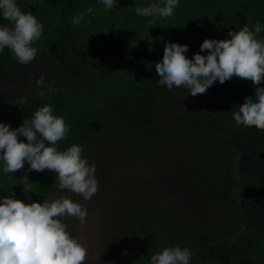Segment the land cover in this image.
Instances as JSON below:
<instances>
[{
	"label": "trees",
	"instance_id": "1",
	"mask_svg": "<svg viewBox=\"0 0 264 264\" xmlns=\"http://www.w3.org/2000/svg\"><path fill=\"white\" fill-rule=\"evenodd\" d=\"M16 3L43 24L41 37L32 45L37 49L34 60L36 69L45 74L44 84L53 88L54 94L47 87H38L37 80L24 89L14 87L0 104V123L19 127L36 109L50 104L70 129L58 142L60 150L72 144L83 147L88 137L110 125H124L128 143L138 145L140 135L163 131L161 119L156 117L163 102L205 98L211 107L187 113L178 124V136L199 143L208 157L200 164L201 175L196 180L203 193L222 206L221 226L187 228L165 219L155 226L152 219L138 216L143 212H135L131 222L135 241L139 235L138 262L150 264L154 253L179 246L190 250V264H264V130L237 125L233 118L246 98L255 101V86L233 76L192 96L184 86L171 90L159 86L155 72L166 42L195 45L204 39L230 38L229 31H238L245 24L250 29L257 22L264 25V0H179L174 14L167 18L135 12L136 7L152 3L163 6L164 0H116L111 11H105L99 0ZM89 7L93 12L85 13L84 21L74 26L72 18ZM0 24L9 22L0 16ZM257 39L264 40V31ZM29 66L18 63L5 47L0 51V86L26 75ZM40 91L45 92L44 97L39 96ZM22 98L26 99L23 105ZM18 139L26 142L23 136ZM29 167L25 162L23 169L5 174L0 162V197L14 195L40 202L56 193L58 198L69 195L59 188L53 171H28ZM28 183L32 192L26 193L23 186ZM146 212L152 215L149 209Z\"/></svg>",
	"mask_w": 264,
	"mask_h": 264
},
{
	"label": "clouds",
	"instance_id": "2",
	"mask_svg": "<svg viewBox=\"0 0 264 264\" xmlns=\"http://www.w3.org/2000/svg\"><path fill=\"white\" fill-rule=\"evenodd\" d=\"M105 11L114 10L116 0H99ZM179 0H164L163 6L152 3L147 7H136L137 15L167 18L174 14ZM91 7L72 18L78 26L84 21L85 13H92ZM0 16L11 24H0V51L11 50L22 65L32 62L37 49L32 45L41 37L43 24L31 12H23L16 0H0ZM264 31V25L257 22L252 29L245 24L238 31H229L226 39H204L200 52L189 59L185 53L186 44L166 42L162 59L155 64L159 77L157 84L169 90L187 87L192 96L204 94L219 81L223 84L233 76L250 80L255 86V101L246 98L239 110L233 113L237 125L255 126L264 130V40L257 34ZM38 87L54 89L44 84V77L36 81ZM45 96L44 91L39 92ZM26 103L21 99L20 104ZM69 126L61 115L54 114L50 104L36 109L30 119H23L21 125L11 128L0 123V162L5 174L24 168L42 172L45 169L57 175L59 188L68 190L87 201L98 191L95 178V163L89 164L82 156L84 148L72 144L60 150L58 142L64 140ZM23 136L24 140L18 139ZM27 180V177L24 176ZM23 190L32 192L30 183ZM87 208L72 199L61 196L43 203L29 199L23 201L12 196L0 197V264H84L88 252L81 240L68 231L63 217H74L81 225L86 224ZM188 248L164 247L151 256L150 264H190Z\"/></svg>",
	"mask_w": 264,
	"mask_h": 264
},
{
	"label": "rangeland",
	"instance_id": "3",
	"mask_svg": "<svg viewBox=\"0 0 264 264\" xmlns=\"http://www.w3.org/2000/svg\"><path fill=\"white\" fill-rule=\"evenodd\" d=\"M180 44H188L185 55L189 59L200 52L201 43ZM200 54L206 55V51ZM29 65L26 75L0 86V104L14 87L24 89L41 76L45 78L41 68L36 69V60ZM209 107L211 103L203 97L163 102L156 115L161 119L163 131L160 135H140L138 145L128 143L124 125H110L105 131L88 137L82 156L89 164L95 163L98 191L87 201L70 191L66 196L87 208L86 224L81 225L74 217L61 218L68 231L87 248L84 264H139L140 249L136 245L139 235L135 241L131 222L135 212H143L138 216L152 219L155 226L160 225V219L187 228L221 226L222 206L213 203L196 180L201 175L200 164L208 157L199 143L185 142L178 136V124L187 113ZM106 132L115 136H106ZM58 196L56 193L46 200L50 202Z\"/></svg>",
	"mask_w": 264,
	"mask_h": 264
}]
</instances>
